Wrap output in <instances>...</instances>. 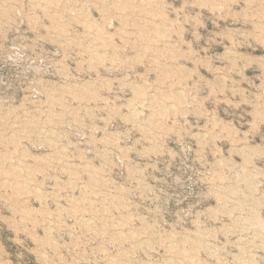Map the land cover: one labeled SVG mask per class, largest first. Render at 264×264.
<instances>
[{
  "label": "rangeland",
  "instance_id": "1",
  "mask_svg": "<svg viewBox=\"0 0 264 264\" xmlns=\"http://www.w3.org/2000/svg\"><path fill=\"white\" fill-rule=\"evenodd\" d=\"M0 264H264V0H0Z\"/></svg>",
  "mask_w": 264,
  "mask_h": 264
}]
</instances>
